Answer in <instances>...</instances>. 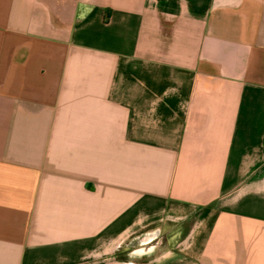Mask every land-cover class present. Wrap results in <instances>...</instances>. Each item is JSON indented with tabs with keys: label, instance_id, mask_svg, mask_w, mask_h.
Wrapping results in <instances>:
<instances>
[{
	"label": "crops",
	"instance_id": "obj_1",
	"mask_svg": "<svg viewBox=\"0 0 264 264\" xmlns=\"http://www.w3.org/2000/svg\"><path fill=\"white\" fill-rule=\"evenodd\" d=\"M0 264H264V0H0Z\"/></svg>",
	"mask_w": 264,
	"mask_h": 264
},
{
	"label": "rangeland",
	"instance_id": "obj_2",
	"mask_svg": "<svg viewBox=\"0 0 264 264\" xmlns=\"http://www.w3.org/2000/svg\"><path fill=\"white\" fill-rule=\"evenodd\" d=\"M193 222H194V221H190L189 223H193ZM189 223H188V224H189ZM185 233H186V232H185ZM121 259H122V258H121Z\"/></svg>",
	"mask_w": 264,
	"mask_h": 264
}]
</instances>
